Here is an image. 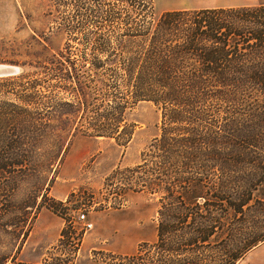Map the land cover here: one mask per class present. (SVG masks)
Returning <instances> with one entry per match:
<instances>
[{
  "label": "trees",
  "instance_id": "1",
  "mask_svg": "<svg viewBox=\"0 0 264 264\" xmlns=\"http://www.w3.org/2000/svg\"><path fill=\"white\" fill-rule=\"evenodd\" d=\"M121 1L126 17L118 29L106 27V38L96 27L86 41L73 39L57 52L46 46L40 87L79 100L57 103L50 113L67 117L88 109L99 87H106V118L127 106L113 103L112 87H131L137 101L153 102L160 134L149 146L150 161L129 172L143 170L142 182L167 190L161 199L173 194V184L181 191L173 223L170 203L158 207L156 243L175 244L177 264H210L186 256L240 238V252L226 263L238 264L264 242V3L158 11L155 0H141L140 7ZM62 122L66 127L47 124L43 132L69 140L77 132L112 137L118 128ZM21 125L14 123L16 137L1 140L10 152L24 144Z\"/></svg>",
  "mask_w": 264,
  "mask_h": 264
},
{
  "label": "rangeland",
  "instance_id": "2",
  "mask_svg": "<svg viewBox=\"0 0 264 264\" xmlns=\"http://www.w3.org/2000/svg\"><path fill=\"white\" fill-rule=\"evenodd\" d=\"M202 1L215 0H191V3ZM156 2L158 11L182 5L168 4L167 0ZM136 4L142 6L141 0H136ZM204 5L212 6L209 3L195 6ZM125 10L121 0H0V65L19 67L16 73L0 76V264H38L40 253L24 250V244L46 203L55 205L49 221L58 225L62 222V228L58 234L40 230L31 236L35 248L42 250L50 244L55 247L45 264H177L180 259L172 250L175 244L156 243L153 230L144 232L138 252L131 257L110 256L93 250L82 251L80 258H76L80 245L98 244V241L90 242L94 236L89 233L94 227H85V223L90 222V210L106 211V208L128 204L127 207L141 209L143 222L150 221L154 215L156 223L159 217L152 208L162 202L170 203L171 216L181 211L178 202L181 191L178 192L176 185L173 184V194L170 192L168 199H161L160 196L168 195L167 190L142 182L143 170L129 172L145 158L150 161L149 146L160 134L163 121L153 102L137 101L128 91L131 87L128 90L112 87L113 103L127 106L123 112L117 110L114 116L106 118L102 115L106 114V87H99L97 99L87 102L88 109L64 117L50 113V107L66 101L77 104L75 94L72 97L64 90L39 84L45 78L40 65L47 59L46 46L51 52H57L66 42L73 43V39L86 41L90 38L89 32L96 27L106 38V30H109L106 27L118 29L126 17ZM17 77H23V81ZM33 84L37 87H29ZM30 92L32 96L25 99L16 95ZM65 119L87 127L89 122L100 121L116 124L118 128L112 137H91L77 132L69 140L43 132L47 124L66 127L62 122ZM15 122L22 124L17 135L22 134L24 144L10 152L1 140L16 137L13 136L16 135V131L13 134ZM30 123L35 126H29ZM65 141L67 147L61 152L58 147ZM128 177L132 178L131 182ZM144 185V190H140ZM51 190L62 200H52ZM199 204L205 206L202 201ZM82 213L86 214L84 220L79 218ZM172 217L171 223L174 222ZM252 230L248 229L245 237L251 236ZM233 239L226 245L198 248L193 256L186 257L204 263L226 264L232 254L240 252V238Z\"/></svg>",
  "mask_w": 264,
  "mask_h": 264
},
{
  "label": "crops",
  "instance_id": "3",
  "mask_svg": "<svg viewBox=\"0 0 264 264\" xmlns=\"http://www.w3.org/2000/svg\"><path fill=\"white\" fill-rule=\"evenodd\" d=\"M157 0H155V4L157 6ZM168 4L178 3L182 4L180 6H170L164 8L162 11L168 10H185V9H205V8H216V7H226V6H238L245 5L243 1H235V0H215V1H202L200 3L194 2L191 3V0H167ZM212 4V6L204 5V6H195L199 4ZM238 3V4H236ZM264 3V2H260ZM248 5V4H246ZM55 188V186H54ZM53 188V189H54ZM50 196H52V200H62L61 198L55 195L54 190L50 191ZM127 200V199H126ZM128 201V200H127ZM126 201V203H127ZM128 205V204H127ZM114 207V208H106V211H97L90 210L88 212V218L91 223H93V230L89 233L94 236L92 242H97L98 244L86 246L80 245L77 251V259L80 258L82 251H93L99 250L98 252H102L103 254L110 256H123V257H131L138 252V247L142 242L145 231H152L153 237L157 236V224L155 221L154 215L150 217V221L143 222L141 218V209L134 207ZM55 205L46 203L44 207L39 211V214L36 218V221L32 227L29 238L24 244V250L31 249L36 253H40L39 257L36 261L38 264H45L46 260L49 259L50 252L55 249L53 244H50L40 250L39 248H35L32 246L31 236H35L40 230H46L51 233H60L62 228V222L58 223L50 222L49 217L51 213H54ZM155 214L157 215L158 207L155 206L152 208ZM138 215V217H137ZM89 232V231H88ZM96 232V235L93 233ZM89 236V235H88ZM128 241V245L126 242ZM94 242V243H95ZM28 244V245H27ZM89 247V250L86 249ZM247 258V259H245ZM245 258L239 261L238 264H264V242L260 245L252 248L250 251L246 253ZM246 261H245V260ZM43 262V263H42Z\"/></svg>",
  "mask_w": 264,
  "mask_h": 264
},
{
  "label": "water",
  "instance_id": "4",
  "mask_svg": "<svg viewBox=\"0 0 264 264\" xmlns=\"http://www.w3.org/2000/svg\"><path fill=\"white\" fill-rule=\"evenodd\" d=\"M19 71V67L9 66V65H0V76H6Z\"/></svg>",
  "mask_w": 264,
  "mask_h": 264
},
{
  "label": "built area",
  "instance_id": "5",
  "mask_svg": "<svg viewBox=\"0 0 264 264\" xmlns=\"http://www.w3.org/2000/svg\"><path fill=\"white\" fill-rule=\"evenodd\" d=\"M79 218H80L81 220H84V219L86 218V214H85V213H82V214L79 216ZM92 226H93V224L90 223V222L85 223V227H86V228H92Z\"/></svg>",
  "mask_w": 264,
  "mask_h": 264
}]
</instances>
